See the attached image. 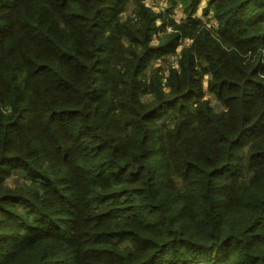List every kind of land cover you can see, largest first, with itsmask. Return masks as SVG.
Listing matches in <instances>:
<instances>
[{"label":"trees","instance_id":"obj_1","mask_svg":"<svg viewBox=\"0 0 264 264\" xmlns=\"http://www.w3.org/2000/svg\"><path fill=\"white\" fill-rule=\"evenodd\" d=\"M202 1L0 0V264H264V0Z\"/></svg>","mask_w":264,"mask_h":264},{"label":"rangeland","instance_id":"obj_2","mask_svg":"<svg viewBox=\"0 0 264 264\" xmlns=\"http://www.w3.org/2000/svg\"><path fill=\"white\" fill-rule=\"evenodd\" d=\"M146 5L150 6V8H152L153 10H155L156 12H162L164 11V9L166 8H162V6H164L165 4H168L167 0H145ZM164 4V5H163ZM206 4V1L203 0L199 6V9L196 12V15L201 16L202 18H204L205 20H207L210 23V26L216 21L214 17L211 16V18H207V16L202 15L201 11L203 6ZM183 9L180 5L176 6L173 9V13L170 14V17L172 16L177 22L181 21L182 17H183ZM215 20V21H214ZM161 21L158 18L156 20V24H160ZM167 32H170L172 30V26H167L166 27ZM164 32H161L160 30H157L153 33L152 35V43L155 44L157 43V41L159 40V36H161ZM192 43V39L191 38H187L186 40H184V44H186V46H189ZM185 46V47H186ZM179 53V51H177L175 49V52H172L170 54L167 55L166 59H157L155 60L151 65L150 68H155L158 66H162L164 68V73L167 74L168 73V67L169 65L171 66H176V62H177V58H179V56H177V54ZM180 55V53L178 54ZM178 66V64H177ZM205 84V90L207 91V81L205 79L204 81ZM206 97L211 98L212 103L214 105H216V101H215V97L206 92ZM144 99H147V96L144 97ZM9 182L12 183V180L9 179Z\"/></svg>","mask_w":264,"mask_h":264},{"label":"built area","instance_id":"obj_3","mask_svg":"<svg viewBox=\"0 0 264 264\" xmlns=\"http://www.w3.org/2000/svg\"><path fill=\"white\" fill-rule=\"evenodd\" d=\"M164 5V4H163ZM167 7V4H165L164 6H162V8L164 9V8H166ZM165 10V9H164ZM205 20V19H204ZM215 21V20H214ZM215 23V22H214ZM207 25L208 26H210V23L209 22H207ZM187 38H182V39H180V41H179V43H178V45L176 46V50L177 51H179V53L181 52V50L186 46V44H184V40H186ZM178 53V54H179ZM177 54V56H179ZM176 64V66H177V62L175 63Z\"/></svg>","mask_w":264,"mask_h":264}]
</instances>
